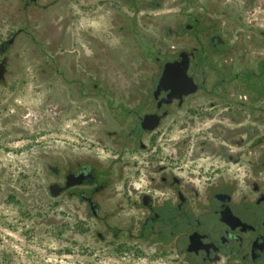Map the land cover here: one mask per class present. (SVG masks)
<instances>
[{"label":"rangeland","instance_id":"rangeland-1","mask_svg":"<svg viewBox=\"0 0 264 264\" xmlns=\"http://www.w3.org/2000/svg\"><path fill=\"white\" fill-rule=\"evenodd\" d=\"M263 30L264 0H0V44L6 48L0 51V62H5L0 80V264H192L182 248L176 254L163 246L157 259L152 250L137 257L122 249L138 247L143 253L144 248L142 242L113 240L109 234L140 231L131 221L143 209L127 205L122 195L117 201L124 205L101 208L100 215L114 216L103 224L93 217L92 207L55 189L69 167L95 163L112 169L109 183L119 193L128 181L138 192L148 191L149 173L124 168L113 135L136 121L133 113L147 112L136 108L144 103L140 98L155 89L165 63L181 59L182 51H196L202 83L208 52L213 59L223 47L239 49L236 63L243 77L237 85L259 88L245 71L257 67L264 43L234 42L262 40ZM210 76L216 78L213 72ZM202 94L198 102L205 108ZM260 100L242 105L241 112L244 125L263 135ZM190 107L163 108L170 113L157 134L164 155L175 138L186 135L172 131L174 118L205 121L193 132L196 137L212 123L193 117ZM139 155L142 161L147 153ZM213 162L244 178L246 165L228 159L200 160L189 167L187 157L183 171H200Z\"/></svg>","mask_w":264,"mask_h":264},{"label":"flooded vegetation","instance_id":"flooded-vegetation-1","mask_svg":"<svg viewBox=\"0 0 264 264\" xmlns=\"http://www.w3.org/2000/svg\"><path fill=\"white\" fill-rule=\"evenodd\" d=\"M261 38L234 43H264V30ZM230 48L223 47L218 58L212 59L211 53H207L203 58L202 83L197 79L200 66L195 62L196 51L188 53L189 75L198 85L197 90L184 96L182 101L174 99L167 104L164 100L168 99L170 91L156 96V86L145 99L140 98L144 103L136 106L147 108V112L140 116L133 113L136 121L127 124L121 134L113 135L121 147L124 168L139 170L141 167L149 173L148 191L138 192L139 189L128 181L124 193H119L109 183L112 169L102 170L95 163L69 167L61 178L60 187L55 189L89 208L94 207L96 215L93 217L103 224L114 216L100 215L101 208L124 205L117 201L120 195L127 205L143 209L142 215L131 221L139 225L140 231L109 233L113 240L142 242L143 253L138 247H122L134 256L152 250V258L157 259L164 246L167 252L176 254L182 248V254L192 264H264V134L259 135L258 128L244 125L247 119L241 112L242 105H254L261 101L260 97L264 99V56H257V67L245 71L248 77L260 83V87L241 89L237 84L241 83L243 71L236 63V53L240 50ZM4 49L0 44V51ZM212 72L216 76L214 80L210 79ZM4 75L0 72V80ZM201 91L208 101L205 108L198 102ZM187 103L194 110L193 117H204L212 123L199 129L196 137L193 132L205 121L174 118L172 131L178 129L186 135L175 138L171 151L164 155L157 145V134L170 113L163 108L176 105L181 109ZM148 115L160 118L154 129L152 120L146 118ZM217 116L219 119L215 120ZM145 153L142 161L135 156ZM187 157L191 161L189 167L200 160H223L225 163L228 159L239 165L245 159L244 178L236 172L229 175L225 166L215 162L204 164L200 171H183ZM99 236L102 241L103 234Z\"/></svg>","mask_w":264,"mask_h":264},{"label":"water","instance_id":"water-1","mask_svg":"<svg viewBox=\"0 0 264 264\" xmlns=\"http://www.w3.org/2000/svg\"><path fill=\"white\" fill-rule=\"evenodd\" d=\"M180 58V60L165 63L158 81L156 96L160 95L162 91H170L168 99L164 100L167 104L172 103L174 99L182 101L184 96L192 94L198 88L193 77L189 75L190 58L188 52L182 51ZM4 63L0 62V72H4ZM146 118L152 120L154 124L152 129L160 123L158 116L148 115ZM92 213L96 215L94 207H92Z\"/></svg>","mask_w":264,"mask_h":264}]
</instances>
